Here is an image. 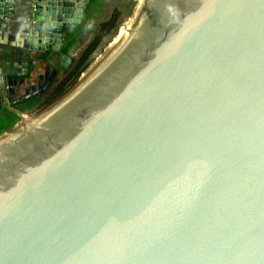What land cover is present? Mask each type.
<instances>
[{"label":"water","instance_id":"1","mask_svg":"<svg viewBox=\"0 0 264 264\" xmlns=\"http://www.w3.org/2000/svg\"><path fill=\"white\" fill-rule=\"evenodd\" d=\"M89 2L34 0L31 49L61 72ZM123 6L52 104L15 107L51 64L40 90L8 89L21 122L0 137V264H264V0Z\"/></svg>","mask_w":264,"mask_h":264},{"label":"trees","instance_id":"2","mask_svg":"<svg viewBox=\"0 0 264 264\" xmlns=\"http://www.w3.org/2000/svg\"><path fill=\"white\" fill-rule=\"evenodd\" d=\"M94 6H98L100 9H104L105 4L102 0H90L87 5V11L89 16L87 18L86 24H80L72 32L66 35L65 42L61 51L65 54H70L71 52L78 49L83 41L84 34L86 30L90 28L91 17L90 12ZM125 6H116L110 17L101 20L102 10L100 15L97 16V20L100 22L95 28H91L93 35L87 46L81 51V54L77 58H73L72 63L69 67L63 71L61 77L51 84L47 89V92L36 95L26 101L17 103L15 107H18L22 111L28 112L30 115L39 112L40 110L46 108L59 97H61L65 92H67L77 80L91 67V62L89 58L91 55L107 40L108 36L115 33V30L119 26L120 20L123 15V8ZM129 7V6H127ZM125 7V10L127 9ZM104 50L102 51V54ZM52 54V53H50ZM50 54H47L49 56ZM12 79H17L19 77H11ZM10 92L0 91V137L9 133L15 126L21 122L20 115L13 109L3 106L4 102L7 100Z\"/></svg>","mask_w":264,"mask_h":264},{"label":"crops","instance_id":"3","mask_svg":"<svg viewBox=\"0 0 264 264\" xmlns=\"http://www.w3.org/2000/svg\"><path fill=\"white\" fill-rule=\"evenodd\" d=\"M7 2L3 17L6 28L0 29V91L5 92L10 87L14 89L30 78L38 77L41 69H47L49 64L55 69L59 65L57 53H53L52 61L47 63L43 59L51 51L42 53L31 49V39L39 32L37 24L32 20L34 0Z\"/></svg>","mask_w":264,"mask_h":264},{"label":"flooded vegetation","instance_id":"4","mask_svg":"<svg viewBox=\"0 0 264 264\" xmlns=\"http://www.w3.org/2000/svg\"><path fill=\"white\" fill-rule=\"evenodd\" d=\"M103 1V3L105 4V2H106V0H102ZM101 10L102 9H100L98 6H94L93 8H92V11L90 12V15H92V17H91V22H90V24L94 21H98L96 18H97V16L98 15H100V12H101ZM104 10V9H103ZM102 10V11H103ZM88 16H89V12L87 11V9H86V19H85V21H84V23L83 24H86L87 23V18H88ZM82 24V23H81ZM80 25V24H79ZM78 27V26H77ZM72 53V52H71ZM71 53H70V55H71ZM57 70H58V73H59V76L57 77V78H55L52 82H51V84H53V83H55V81L56 80H58L60 77H61V75H62V73L63 72H61V70L59 69V65H58V67H57ZM47 74V69L45 68V69H41V71L39 72V74H38V76H40V75H46ZM50 76H51V74L49 73V76L47 75L45 78H44V80H43V84L41 85V86H39L38 85V82H39V78L38 77H33V78H30L29 80H27L23 85H22V87L20 86V85H17V87L16 88H18L16 91H17V98H21L22 96H26V95H30L31 93H33L36 89H35V86H38V87H36L37 88V90H40L43 86H44V84L48 81V79L50 78ZM51 84L49 85V87L51 86ZM49 87H47L46 88V90H45V92H47V89L49 88ZM28 89H30V91H28ZM32 97H34V96H32ZM32 97H30V98H32ZM29 98V99H30ZM28 100V99H27ZM24 101H26V100H24ZM21 102H23V101H21Z\"/></svg>","mask_w":264,"mask_h":264},{"label":"rangeland","instance_id":"5","mask_svg":"<svg viewBox=\"0 0 264 264\" xmlns=\"http://www.w3.org/2000/svg\"><path fill=\"white\" fill-rule=\"evenodd\" d=\"M126 1L127 0H106L105 6H104V10L102 12L101 20L110 17L111 14L113 13L114 9L116 8V6L124 5V3H126ZM127 9H128V7H127ZM127 9L125 10V7L123 8V15L127 11ZM123 15H122V17H123ZM99 22H100L99 20L97 22L96 21L95 22L93 21L90 24V28L88 30H86V33L84 34V37L85 38L81 42L80 47L78 49H76L75 51H73V53H71V55L73 56V58L79 57V55L81 54V51L90 42L91 37L93 35V32H92L91 28H95Z\"/></svg>","mask_w":264,"mask_h":264},{"label":"bare ground","instance_id":"6","mask_svg":"<svg viewBox=\"0 0 264 264\" xmlns=\"http://www.w3.org/2000/svg\"><path fill=\"white\" fill-rule=\"evenodd\" d=\"M31 122V119H29V118H25V120H24V126H26L27 124H29ZM23 126V127H24ZM2 141H0V143H1Z\"/></svg>","mask_w":264,"mask_h":264}]
</instances>
